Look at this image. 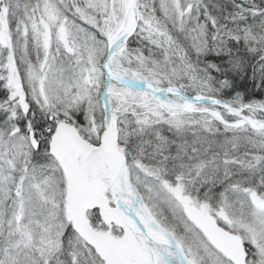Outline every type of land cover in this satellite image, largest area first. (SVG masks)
<instances>
[{
	"label": "snow or ice",
	"instance_id": "obj_1",
	"mask_svg": "<svg viewBox=\"0 0 264 264\" xmlns=\"http://www.w3.org/2000/svg\"><path fill=\"white\" fill-rule=\"evenodd\" d=\"M0 264H264V0H0Z\"/></svg>",
	"mask_w": 264,
	"mask_h": 264
}]
</instances>
